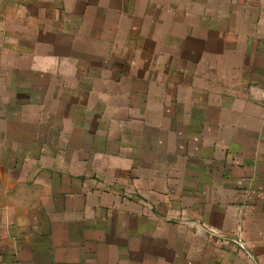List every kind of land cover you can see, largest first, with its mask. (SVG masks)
<instances>
[{
	"label": "crops",
	"instance_id": "1",
	"mask_svg": "<svg viewBox=\"0 0 264 264\" xmlns=\"http://www.w3.org/2000/svg\"><path fill=\"white\" fill-rule=\"evenodd\" d=\"M262 167L264 0H0V264H264Z\"/></svg>",
	"mask_w": 264,
	"mask_h": 264
},
{
	"label": "built area",
	"instance_id": "2",
	"mask_svg": "<svg viewBox=\"0 0 264 264\" xmlns=\"http://www.w3.org/2000/svg\"><path fill=\"white\" fill-rule=\"evenodd\" d=\"M243 249L245 248V244L244 243H240L239 244ZM255 264H259L258 262L257 263H255Z\"/></svg>",
	"mask_w": 264,
	"mask_h": 264
},
{
	"label": "rangeland",
	"instance_id": "3",
	"mask_svg": "<svg viewBox=\"0 0 264 264\" xmlns=\"http://www.w3.org/2000/svg\"><path fill=\"white\" fill-rule=\"evenodd\" d=\"M262 171H264V167H262Z\"/></svg>",
	"mask_w": 264,
	"mask_h": 264
}]
</instances>
